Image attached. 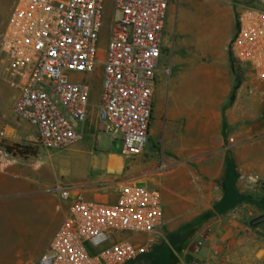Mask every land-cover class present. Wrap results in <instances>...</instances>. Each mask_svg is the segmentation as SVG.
I'll return each instance as SVG.
<instances>
[{"label": "built area", "instance_id": "built-area-1", "mask_svg": "<svg viewBox=\"0 0 264 264\" xmlns=\"http://www.w3.org/2000/svg\"><path fill=\"white\" fill-rule=\"evenodd\" d=\"M247 1L229 52L235 65H247L252 78L264 82V0ZM167 6V0H113L97 119L102 133L121 136L127 158L140 155L148 141ZM104 8L105 0H16L11 9L4 52L9 81L19 88L12 112L36 128L35 143L44 150L82 139L76 125L87 120L91 88L67 74L95 71ZM0 139H7L4 130ZM51 191L67 207L34 264H126L159 236L158 190L121 182L113 201L87 199L77 186L56 184ZM123 232L130 235L119 237Z\"/></svg>", "mask_w": 264, "mask_h": 264}, {"label": "crops", "instance_id": "crops-1", "mask_svg": "<svg viewBox=\"0 0 264 264\" xmlns=\"http://www.w3.org/2000/svg\"><path fill=\"white\" fill-rule=\"evenodd\" d=\"M231 18L233 13L227 10L226 35L218 49L205 51V64L196 58L185 60L186 43L177 42L179 71L170 90L177 107L164 111L169 118L164 150L151 153L144 148L140 155L127 158L122 151L93 148L88 174L107 180L77 185L85 198L109 201L115 199V190L109 188L117 184L109 178L158 190L164 235L178 240L177 264H264V221L246 226L262 214L256 200L264 202V82L240 79L234 92L240 67L228 49ZM184 66L194 76L192 86L185 79ZM200 74L205 77L203 100L196 83ZM13 130L18 141L35 143L37 130L35 136ZM43 162L10 157L0 149V196L29 192V175L39 173ZM162 163L166 168H161ZM55 195L63 202V218L67 203Z\"/></svg>", "mask_w": 264, "mask_h": 264}, {"label": "rangeland", "instance_id": "rangeland-1", "mask_svg": "<svg viewBox=\"0 0 264 264\" xmlns=\"http://www.w3.org/2000/svg\"><path fill=\"white\" fill-rule=\"evenodd\" d=\"M15 1L0 0V131L4 130L7 134V139H0V149L3 150L4 155L10 157L18 156L23 160L44 162L39 172L41 174L37 171L30 173L29 192L0 196V264H34L40 255L47 251L49 241L62 219L63 202L51 191L56 183L77 186L80 183L90 184L97 179H100V182L106 181L107 178L103 176L88 174L90 173L89 152L94 148L96 151L120 154L123 149L121 136L102 133L98 128L97 119L103 61L114 11L113 0H105L96 56L97 67L93 74L75 72L67 74L72 82H88L91 88L87 120L78 125V129L84 132L82 139L64 149L44 150L36 143L18 141L13 130H25L33 136L36 135L34 126L18 121L12 112L13 104L19 95V88L17 84L11 85L5 71L8 60L4 52L6 44L4 30ZM247 3H249L247 0H167L162 51L158 62L153 100V121L149 127L145 151L151 153L159 149L163 151L167 142L169 118L167 119L164 111L166 109L170 111L173 106L177 107V102L170 92L172 81L179 71L177 42L182 39L186 43L185 60L196 58L200 64H205L203 60L205 51L218 49L226 35L224 21L226 11L230 10L233 13L229 30L233 31V38L237 15ZM184 68L185 79L192 86L194 76L188 66ZM247 68V65L240 67V71L236 74L239 80L246 81L252 78ZM196 79V83H199L198 95L203 100L205 77L200 74ZM16 82L18 83V80ZM15 145L27 146L31 150L25 155L18 154L15 149L12 152L6 151L7 147L12 148ZM109 179H113L115 183L121 181V178ZM116 187L117 184L110 187L109 192H113ZM256 204L259 213L262 214L250 223L246 222L248 227L263 223L261 218H264V202L256 200ZM57 206L61 209L59 210ZM129 235L128 232L118 234L119 237ZM177 241L164 235L161 226L159 236L152 247L127 264H177L176 252L179 247Z\"/></svg>", "mask_w": 264, "mask_h": 264}, {"label": "trees", "instance_id": "trees-1", "mask_svg": "<svg viewBox=\"0 0 264 264\" xmlns=\"http://www.w3.org/2000/svg\"><path fill=\"white\" fill-rule=\"evenodd\" d=\"M239 84H240V81H239V79L236 77V85L234 86V88H233V90H234V92H235V90L238 88V86H239ZM234 99V93L232 94V96L230 97V101H232ZM16 150L17 152H18V154H20V155H25L26 153H28V152H30V150H31V148H29V147H23V146H21V145H15L14 147H7L6 148V151H8V152H12L13 150ZM127 264V263H126Z\"/></svg>", "mask_w": 264, "mask_h": 264}, {"label": "flooded vegetation", "instance_id": "flooded-vegetation-1", "mask_svg": "<svg viewBox=\"0 0 264 264\" xmlns=\"http://www.w3.org/2000/svg\"><path fill=\"white\" fill-rule=\"evenodd\" d=\"M262 221H264V218H261Z\"/></svg>", "mask_w": 264, "mask_h": 264}]
</instances>
